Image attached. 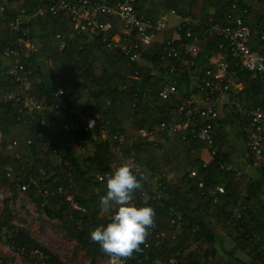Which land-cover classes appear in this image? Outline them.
I'll use <instances>...</instances> for the list:
<instances>
[{"label":"trees","instance_id":"16d2710c","mask_svg":"<svg viewBox=\"0 0 264 264\" xmlns=\"http://www.w3.org/2000/svg\"><path fill=\"white\" fill-rule=\"evenodd\" d=\"M3 2L6 23L14 20L22 7L32 15L39 5L46 7L47 4V0ZM134 5L137 13L150 18L152 23L172 7L184 17L201 21L203 28L192 30L189 36L185 32L177 36L175 30L158 31L141 62L129 64L125 55L108 50L99 35L78 31L67 12L32 16L27 27L37 49L21 55L32 70V77L41 79L39 91L48 93L50 103H58L50 92L58 85L64 86L70 90V101L81 105L85 114L94 116L99 124L102 119L106 121L111 134L128 136L122 144V163L118 164L110 152V139L98 141L84 128L66 134L63 125L74 121L66 111H53L52 125L44 128L43 136L38 137L37 119L24 116L26 123L23 122L18 119L17 105L10 104L6 112H0V181L14 190L15 181L20 177L22 184L28 186L31 200L49 219H57L60 228L87 256L109 258L90 240L89 232L108 222V214L99 206L100 197L105 194L106 178L114 167L128 164L138 176H143L142 187L133 193L132 203L154 209L155 224L148 230L139 250L121 257L124 264H264V166L252 165L253 172L236 173L232 167L235 147L224 125L214 130L211 146L196 139H183L179 131L168 136H163L162 132L141 133L178 116V97L160 95L167 75L160 67L173 62L169 58L161 62L166 40L179 41L182 58L187 57L184 50L197 42L200 46L198 61L202 62L203 71L212 66L215 58L233 65L235 57L228 44L210 34L208 28L213 23H226L230 13L239 14L243 23L251 28V47L264 51L258 39V33L264 31V0H165L164 3L136 0ZM102 20L110 23L114 36L123 38L117 18ZM2 25L0 22V47L20 35ZM148 66L152 70L147 69ZM5 68L6 65H0V96L15 87ZM45 68L50 74L48 86L43 79ZM136 69L137 76L134 75ZM188 81L187 69H179L178 94L190 93ZM236 88L239 91L230 94L231 101L246 108L264 106V86L253 79L250 72H240ZM227 117L229 128L245 138L247 117L237 110ZM78 138L87 141L84 155L72 148V140ZM28 139L32 140L31 144L27 143ZM12 141H17L16 149L4 155L2 148ZM47 141L50 143L46 152ZM53 148L56 153L52 152ZM262 148L263 157L264 143ZM213 149H216L215 155ZM64 161L69 165H64ZM137 165L138 171L135 170ZM194 170L196 173L192 175ZM43 183L45 187L41 189ZM60 185L63 192L51 195L50 191ZM218 185L223 186V192L214 191ZM68 195L77 207L66 200ZM1 239L13 250L24 249L28 254L37 248L47 254L25 229L12 222L7 210L0 216ZM239 252L245 256H238ZM46 261L66 264L55 254L47 255Z\"/></svg>","mask_w":264,"mask_h":264},{"label":"built area","instance_id":"2783aa9c","mask_svg":"<svg viewBox=\"0 0 264 264\" xmlns=\"http://www.w3.org/2000/svg\"><path fill=\"white\" fill-rule=\"evenodd\" d=\"M18 2L20 0H17ZM136 0H47L46 7L39 5L32 15H29L26 7H22L16 14L14 20L6 23V7L3 0H0V22L3 23L2 28L9 31L19 33L13 41H7L3 47H0V55L5 59V73L10 81L15 84L10 90L5 91L0 96V112H6L10 104L18 107V119L24 120V116L37 119L39 125L38 137L43 136V130L52 125L51 113L57 109L66 111L67 115L74 118L72 123L63 125L64 132L70 134L72 131H80L84 128L87 132H92V138L98 141H106L110 139L109 150L115 156L117 163L123 161L122 144L128 139L123 133L111 134L106 121L99 124V121L91 115L85 114L83 107L79 104L72 103L68 98L70 90L64 86L58 85L50 92L58 100V103H50L48 101V93H40L42 81L39 77H32V70L29 69L22 61L21 55L33 53L37 49V44L29 34V23L32 16L59 15L61 12H67L70 19L74 22L75 28L83 33H94L101 37L108 50L125 55L129 64H139L147 51L148 46L154 40L156 33L166 29V19L158 18L152 23L150 18L139 15L135 8ZM237 8L234 6V12ZM246 11V10H245ZM169 13L177 20V24L173 27L180 36L182 32L191 35L192 30L202 29L201 21L184 17L175 8H170ZM104 17H115L120 22V28L123 38L114 36L111 26L108 22H103ZM210 34L221 37L229 46L233 56L234 64L231 65L225 59H214L211 67L205 71L202 69V62L198 61L200 46L197 42L190 45L183 52L186 58H182L179 49V41L168 39L163 45L162 64L169 58L173 60L160 67L163 73H166L160 95L162 97L175 96L178 97L180 104L178 106V116L167 121H162L154 130H144L142 134L164 133L170 135L173 132H181L183 139H196L208 146L214 143V130L220 128L223 124L221 114L227 110L228 113L237 110L247 117L248 125L244 127V136L246 139L245 158L249 165L262 164L264 166L263 143H264V106L255 108H246L242 104L231 100H223L233 91L237 89L240 81V72H250L251 77L264 86V51L253 49L250 45L252 36L251 28L248 24L243 23L239 14H229L226 23H213L209 26ZM60 35L58 34L57 37ZM258 39L263 43L264 47V31L258 33ZM64 42H62V47ZM187 69L189 81L187 83L190 93L180 95L177 91L176 80L179 69ZM161 71V70H160ZM135 76L138 70H135ZM188 80V79H187ZM235 86V87H234ZM246 132H248L246 134ZM72 148H76L79 154H86L87 141L81 138L72 140ZM28 144L32 143L31 139L27 140ZM45 142L44 150L47 152L48 144ZM17 141H12L8 146L12 151L16 149ZM52 152L56 153L53 148ZM216 149L212 150L215 155ZM64 165L68 166L69 162L64 161ZM86 164H88L86 162ZM207 163H204L206 166ZM223 167V164H221ZM11 170L10 167H7ZM136 171L140 170L137 165ZM196 171H192L195 175ZM71 180L70 173H67ZM15 189L20 191L24 185L20 177H17L14 185ZM45 184H41V189ZM214 191L223 192V186L218 185ZM63 186L60 185L53 188L51 195L61 194ZM6 194L0 193V202L5 199ZM66 200L71 202L73 207L77 204L73 198L68 195ZM3 245L12 255L18 254L24 257L27 252L24 249L13 250L5 239H1ZM30 255L40 259L42 264H48L44 253L34 248L28 252ZM118 258V257H117ZM116 258V259H117ZM115 259V260H116ZM0 264H7L3 257L0 256Z\"/></svg>","mask_w":264,"mask_h":264},{"label":"clouds","instance_id":"9594fccd","mask_svg":"<svg viewBox=\"0 0 264 264\" xmlns=\"http://www.w3.org/2000/svg\"><path fill=\"white\" fill-rule=\"evenodd\" d=\"M142 180L143 176H138L128 164L114 167L106 178L99 206L108 214V222L91 229L89 238L110 257H126L139 250L148 230L154 227V209L132 203L133 193L141 189Z\"/></svg>","mask_w":264,"mask_h":264},{"label":"rangeland","instance_id":"374dc122","mask_svg":"<svg viewBox=\"0 0 264 264\" xmlns=\"http://www.w3.org/2000/svg\"><path fill=\"white\" fill-rule=\"evenodd\" d=\"M146 68L152 70L150 66ZM49 75V71L45 68L43 71V79L47 86L50 80ZM142 131L144 130H141V133ZM235 132L233 128H229L231 143H234L233 141L236 139L234 138ZM235 146L236 151H241L243 144L236 141ZM74 150H76V148H74ZM234 170L236 173H241L243 168H236ZM27 187L28 186H24L20 191L16 189L13 190L0 181V193L6 194L8 191V194L5 195V199L0 202V216L7 210L10 213L12 222L18 227L25 229L47 252V254H44V257L47 258V255L55 254L66 264H116V256H111L109 258L101 256L91 258L87 256L86 251L75 240L69 238L60 228V222L57 219H49L37 203L31 200L27 194ZM0 256L3 257L7 264H42L40 259L29 253L24 254V257L18 254L12 255L11 252L5 248L2 240H0ZM238 256L245 255L239 252ZM117 264H124L123 259Z\"/></svg>","mask_w":264,"mask_h":264},{"label":"crops","instance_id":"0c3cea01","mask_svg":"<svg viewBox=\"0 0 264 264\" xmlns=\"http://www.w3.org/2000/svg\"><path fill=\"white\" fill-rule=\"evenodd\" d=\"M151 3H164L165 0H149ZM171 7L168 8L167 12L164 14V15H161L159 18H163V19H166V29L165 30H174V26L177 24V20L172 17L169 13V9ZM110 24V23H109ZM120 31H121V28H120ZM122 32V31H121ZM5 63V59L0 55V65L1 64H4ZM235 87V86H234ZM50 90V89H49ZM239 90L238 89H233V91L231 93H237ZM227 95L226 97H223V100L226 101V100H230V94ZM228 112L227 110H225L222 114H221V121H222V124L224 125V127L228 128L229 130V122H228ZM163 136H167L165 135L164 133H162ZM242 135V134H241ZM240 133H237L235 132L234 134V138H236L232 143L235 147V162L232 163V167L234 169L236 168H243V171L244 172H253L254 169L251 165H249L246 161V158H245V150H246V139L241 136ZM229 140H231V138L229 137ZM236 141H238V143H241L243 144L242 148H241V151H236V146H235V143ZM2 153L4 155H9L12 153V149H10V147L7 145V146H4L2 148ZM242 171V172H243Z\"/></svg>","mask_w":264,"mask_h":264},{"label":"water","instance_id":"95a60500","mask_svg":"<svg viewBox=\"0 0 264 264\" xmlns=\"http://www.w3.org/2000/svg\"><path fill=\"white\" fill-rule=\"evenodd\" d=\"M115 261H116V264L119 263L121 261V257H118Z\"/></svg>","mask_w":264,"mask_h":264}]
</instances>
